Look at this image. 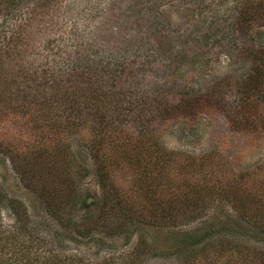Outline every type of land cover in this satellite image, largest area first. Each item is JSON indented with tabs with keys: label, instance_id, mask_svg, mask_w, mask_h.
I'll use <instances>...</instances> for the list:
<instances>
[{
	"label": "rangeland",
	"instance_id": "obj_1",
	"mask_svg": "<svg viewBox=\"0 0 264 264\" xmlns=\"http://www.w3.org/2000/svg\"><path fill=\"white\" fill-rule=\"evenodd\" d=\"M67 2L70 3L62 0L56 5L59 20H55L77 28L79 34L76 31L69 37L79 39L82 46L76 53L82 56V63L90 59L86 57L88 53L94 56L92 60L97 56L103 58L104 63H110L109 71L113 73L114 61L122 65L128 58L133 66L134 56L149 50L154 63L144 73L136 66L131 67L129 70L134 74L128 80L131 86L127 85V89L141 88L147 93L144 97L150 100L149 97L156 95L152 90L166 85L174 90L181 83L186 88H207V93L219 95L220 103H225L226 107L209 104L197 113L192 123L184 119L165 123L156 134L158 149H163L164 154L171 153V157L165 163L164 160L148 167L152 174L147 178L144 176L146 168L139 167L147 164L146 158L132 167L125 163L124 155L111 146L100 153L113 185L136 211L135 219H141L142 228H137L141 230L133 232V227L127 228V234L119 236L109 225L104 226L110 223L103 219L109 212L99 207L101 191L93 173L91 154L101 141L96 137L100 131L94 128L95 124L78 122L74 113L69 129H64L67 120L56 116L53 124L57 130H49L48 121L42 120L47 115L40 111L39 116H43L36 122L23 114L12 116V95L0 93V190L5 200L0 206V235L4 234L2 231L16 233L21 243L37 247L44 257H51V253L60 259L75 258L85 264H126L127 255L134 251L143 253L138 255L140 259L136 264H261L264 237L257 227L251 226L253 222L248 221L263 211L264 100L258 103L257 111L253 110L254 117H259L250 122L253 128L243 124H239V128L232 127L236 119L240 118V123L244 121L246 111L243 109L241 115L229 116L232 111L227 113L226 110L234 107L239 94L244 92L239 81L251 67L248 50H264V23L234 39H226L224 33H214L217 28H224L223 21L235 16L245 0ZM52 9H48L50 13ZM1 31L7 34L3 36ZM0 33V73L2 68L9 69L6 83L0 74V90L7 87L12 90V15L0 13ZM69 57L75 60V54L70 53ZM77 93L75 87L68 88L69 101L52 102V113L60 116L64 107L68 110L74 107L79 98ZM4 104L9 105L4 108ZM79 106L76 109L80 110ZM146 112L150 115L153 110L147 108ZM121 128H126L123 136L132 139L138 136V127L133 122ZM112 134L110 131L106 135L111 138L110 141L106 139V146L124 142V138H112ZM9 149L28 152L21 156L24 158L33 153V162L43 174L52 167L68 163L69 181L74 180L80 191L79 206H87L58 214L59 220L52 218L41 200L26 189L15 174L8 157ZM25 160L29 166L32 164L28 158ZM53 174L58 175L54 171ZM142 183H147L150 189L141 186ZM161 183L163 187L156 189L152 196L151 192ZM202 185L215 188L207 204L194 206L182 202L185 209L180 208L181 198L190 193L192 186L201 188ZM66 194V188L58 191V199L62 200L58 203L65 201ZM156 198L162 205L174 204V211L169 212L179 219L174 225L159 227L145 223L159 217ZM243 215L245 219L241 218ZM210 228V238L195 245V254L177 253L182 236L195 234L200 237ZM17 242L14 247H20L21 243Z\"/></svg>",
	"mask_w": 264,
	"mask_h": 264
},
{
	"label": "trees",
	"instance_id": "obj_2",
	"mask_svg": "<svg viewBox=\"0 0 264 264\" xmlns=\"http://www.w3.org/2000/svg\"><path fill=\"white\" fill-rule=\"evenodd\" d=\"M59 1L62 0H0V13H6L7 16L12 15V54H10L12 56V90L7 87L0 90V93L12 95V116L23 114L27 116L28 120L36 122L39 117L43 116H39L40 111L42 114L47 115L42 120L44 119V123L48 121L46 125L49 130H57L54 129L55 124H53L56 116L64 117L67 120L64 129H69L74 113L78 122L95 124L94 128H98L100 131L96 134V137L101 141L100 143L98 141L99 144L92 149L91 154L94 160L93 173L97 178L101 191V204L99 207L103 211L109 212L103 219L110 220V223H105L104 226L109 225L111 231L119 236L127 234L126 229L131 227H133V232H136L141 230L137 228H142L139 225L141 219H135L136 211L124 201L123 195L119 194L118 189L113 185L111 174L105 168L104 158L100 153L111 146L119 154L124 155L125 163L131 164L132 167L140 165L146 158L147 164H142L139 167L146 168L144 176L147 178L152 174V170L147 169L148 167L156 166L157 163L164 160L163 163H165L167 158L171 157V153L164 154L163 149H158L160 147L158 146L159 137L156 134L161 127H165V123L179 121L180 119L192 123L203 107L209 104H215L218 107L226 106L225 103H220L222 101L219 95L216 96L212 92L207 93V88H198V90L194 87L187 86L186 88L181 83L174 90L168 85L158 90H152L151 93L156 95L149 97L150 100L144 97L147 93L141 88L127 89V85L131 86L128 80L134 74L131 67L136 66L137 70L140 69L144 73L154 63L149 50L142 51L139 53L141 55L134 56L133 66L128 58V60L125 59V62L123 61L122 65L118 64V61H114L113 68L115 72L113 73L109 71L110 63H104L103 58L97 56L95 60H92L91 57L94 56L88 53L86 57L90 59L87 63H82L80 61L83 60L82 56L77 55V50L80 51L82 45L79 39L71 40V37H69L70 34L71 36H73L72 33L75 34L77 28L74 25L68 27L67 23L63 22L56 23L55 19L59 20V18L55 13V7ZM63 1L70 3L67 2L70 0ZM48 9H52V13ZM228 18L223 21L224 28L218 26L220 29L217 28V32L214 33H224L226 39L232 37L234 39L236 36L241 37L255 25L261 26L264 23V0H245L235 16L231 15ZM67 27L69 31L66 30ZM1 33H3V36L7 34L4 31H1ZM77 34H79L78 31ZM70 53L75 54V60L70 59ZM247 55L252 62L251 67L242 80L239 81L244 88V92L239 94L235 105H233L234 107L226 110L227 113L232 111L228 113L229 116L235 113L241 115L243 109L246 111L244 121L241 120L240 123L239 118L231 123V126L235 128H239V124L253 128L254 125L250 122L259 118H256V115L254 117L253 110L256 109L257 111L259 108L258 103L264 100V50L250 49ZM0 65L2 67V63ZM7 71L2 68L0 73L4 77V83L7 81V78H5V76H8ZM107 72L109 75H106ZM142 73H139V75L142 76ZM132 81L135 84L133 77ZM72 86L76 88L79 97L76 99L75 106L69 108V110L63 106V113L60 116L54 115L50 109V104L58 100L68 99L67 91ZM33 91L36 95L31 96ZM147 100L150 104H146ZM104 102H108V104ZM67 104V101L63 103L65 106ZM8 105L4 104L3 107L7 108ZM78 105H80V110L76 109ZM109 106H111V109L108 110ZM37 107L40 110H36ZM147 108L153 110L150 115L146 112ZM1 109L2 107H0V111ZM48 109L51 111L50 113L46 111ZM106 111H109V113H106ZM131 122L138 127V136L135 137L137 139L123 136L126 128L122 129L121 126ZM114 125L117 127L114 128ZM110 131L113 133L112 138L121 136L120 138L125 139L124 142L106 146L107 140L110 141L111 139L106 137ZM126 139L130 143H127ZM6 147L7 149L10 148ZM9 152L11 154L8 157L11 160L15 174L24 184V187L41 200L52 218L59 220L61 217H58V214L73 212L77 209L80 203V191H78L74 180L69 181L68 163L58 168L52 167L43 174L33 162V153L28 154L27 157L29 161H32L29 166L25 160L27 158L21 157L28 152H15L11 149H9ZM53 171L58 174L56 177ZM87 173L89 172L87 171ZM146 180L148 183L149 179ZM147 183H142L141 186H148L150 189ZM159 187H163L162 183L151 192L152 196ZM192 187L190 193L181 198V203L178 204L180 208L185 209L183 203L194 206L205 205L215 191L212 186ZM63 188L68 190V194H66L64 202L58 203V200L62 201L58 199V191ZM1 192L0 190V206L5 201L3 200L4 194L2 195ZM154 200L157 201L156 210L159 211L157 215L159 217H157V220H148L145 223L159 227L167 226L169 223L174 225L179 220L174 215H169V212L174 211V204L162 205L159 198ZM9 205L12 208V205ZM81 205L79 209L87 206L83 204L81 207ZM261 205L263 211L258 212L256 216H251L252 221L248 222H253L251 226L257 227L259 234L264 237L263 201H261ZM179 207L177 206L176 209ZM241 218L245 219V215ZM212 228L200 237L195 234L182 236L180 238L181 247L177 248V253L186 254V256H190L192 253L195 254L197 251L195 245L199 246L204 240L209 239ZM96 229L98 228L96 227ZM2 233L4 234L0 235V264H48L49 261H51L50 264H85L75 258L66 259L62 257L60 259L58 256L51 255V253L49 254L51 257H44L42 252L37 250V247H29L21 243V238H18L16 233L12 232L11 234V232L5 231H2ZM23 233L25 234V232ZM15 241L21 243L20 247H14ZM202 249L204 250L206 247ZM139 254L143 253L134 251L127 255L129 259L126 260V264L139 262L140 258L137 259ZM260 262L264 264V258H261Z\"/></svg>",
	"mask_w": 264,
	"mask_h": 264
}]
</instances>
